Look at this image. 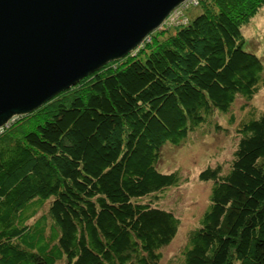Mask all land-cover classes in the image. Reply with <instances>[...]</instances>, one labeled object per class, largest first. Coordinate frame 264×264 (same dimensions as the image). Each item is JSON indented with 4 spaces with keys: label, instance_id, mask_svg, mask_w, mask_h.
<instances>
[{
    "label": "trees",
    "instance_id": "16d2710c",
    "mask_svg": "<svg viewBox=\"0 0 264 264\" xmlns=\"http://www.w3.org/2000/svg\"><path fill=\"white\" fill-rule=\"evenodd\" d=\"M264 0H199L53 98L0 127V264H160L180 219L160 206L182 181L160 168L245 100L227 171L169 264H264V63L241 31ZM234 123V118L229 120Z\"/></svg>",
    "mask_w": 264,
    "mask_h": 264
},
{
    "label": "water",
    "instance_id": "95a60500",
    "mask_svg": "<svg viewBox=\"0 0 264 264\" xmlns=\"http://www.w3.org/2000/svg\"><path fill=\"white\" fill-rule=\"evenodd\" d=\"M184 0H0V127L138 46Z\"/></svg>",
    "mask_w": 264,
    "mask_h": 264
},
{
    "label": "rangeland",
    "instance_id": "374dc122",
    "mask_svg": "<svg viewBox=\"0 0 264 264\" xmlns=\"http://www.w3.org/2000/svg\"><path fill=\"white\" fill-rule=\"evenodd\" d=\"M198 10L199 7L187 8L186 15L193 16ZM241 31L246 39L245 47L257 53L264 63V4L245 24H242ZM253 104L264 110V86L255 95ZM244 106L245 100L239 98L230 114L216 116L214 122L223 129L216 131L213 126H204L193 131L182 145L178 147L168 145L163 148L161 170L179 171L182 181L178 186L167 189L160 199V206L173 211L180 219L177 236L163 250L160 264H169L170 260L176 258L186 241V234L198 224L202 212L209 203L211 183L199 180V173L208 166L220 165L223 172L229 168L238 142L235 126L244 112ZM18 116L21 115L12 117L8 121L9 125L14 126ZM231 117L234 118L233 124L229 123Z\"/></svg>",
    "mask_w": 264,
    "mask_h": 264
},
{
    "label": "built area",
    "instance_id": "2783aa9c",
    "mask_svg": "<svg viewBox=\"0 0 264 264\" xmlns=\"http://www.w3.org/2000/svg\"><path fill=\"white\" fill-rule=\"evenodd\" d=\"M199 0H184L179 5L175 6L166 18L162 21L157 29H166L179 24L185 23L187 21L185 16V11L187 8L195 6ZM156 29V30H157ZM155 31V30H154ZM147 37V36H146Z\"/></svg>",
    "mask_w": 264,
    "mask_h": 264
}]
</instances>
